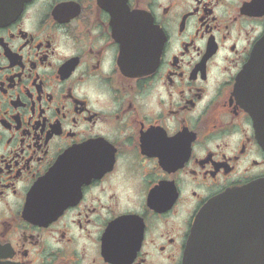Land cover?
<instances>
[{
  "label": "flooded vegetation",
  "instance_id": "1",
  "mask_svg": "<svg viewBox=\"0 0 264 264\" xmlns=\"http://www.w3.org/2000/svg\"><path fill=\"white\" fill-rule=\"evenodd\" d=\"M263 39L264 0H0V264H183L264 179Z\"/></svg>",
  "mask_w": 264,
  "mask_h": 264
},
{
  "label": "water",
  "instance_id": "2",
  "mask_svg": "<svg viewBox=\"0 0 264 264\" xmlns=\"http://www.w3.org/2000/svg\"><path fill=\"white\" fill-rule=\"evenodd\" d=\"M183 264H264V179L228 189L203 207Z\"/></svg>",
  "mask_w": 264,
  "mask_h": 264
}]
</instances>
